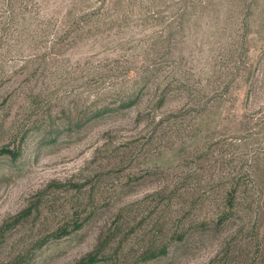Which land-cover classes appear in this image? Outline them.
Instances as JSON below:
<instances>
[{"label":"rangeland","instance_id":"374dc122","mask_svg":"<svg viewBox=\"0 0 264 264\" xmlns=\"http://www.w3.org/2000/svg\"><path fill=\"white\" fill-rule=\"evenodd\" d=\"M4 146L0 264H264V218L194 226L264 149V0H0Z\"/></svg>","mask_w":264,"mask_h":264},{"label":"trees","instance_id":"16d2710c","mask_svg":"<svg viewBox=\"0 0 264 264\" xmlns=\"http://www.w3.org/2000/svg\"><path fill=\"white\" fill-rule=\"evenodd\" d=\"M6 11H8L9 14L11 13L10 9H7ZM171 90V87L164 90L163 94L158 97L159 101L163 102L167 97L168 92H172ZM134 98H138V94H135ZM129 102L131 101L123 104H129ZM109 111H111V108L108 106L100 107L93 113H90L88 119H96L104 114H108ZM71 122L72 123L69 126L71 129H79L89 121L85 122L80 119H75V121L72 120ZM205 124V120H200L198 126L204 127ZM51 135L52 133L50 132V136ZM4 154L9 155L12 160H17V158L21 155V149L19 147L10 148L9 146H4L0 148V155ZM243 154L244 158L247 157V160L250 162L248 167L241 171H234L231 169L232 171H229L226 177L228 180L226 179L227 181L223 183L219 181V183L216 184L217 188L225 189V194L223 196L224 201L221 209L217 212L216 217L210 220L203 219L201 221H197L194 223V226L200 227L201 229H207L213 224V226L221 228L229 219H231V217L237 215L241 218L250 219V223H248L249 225L247 228L254 229L257 227L258 220L264 218V166H262V164L264 165V149L258 151L251 150ZM222 179L223 176L219 180L223 181ZM177 236L183 239L185 233ZM159 252H150L148 256L156 257L159 254L165 253V247H163ZM96 260L97 257L92 255L88 259L80 261V263L89 264L95 262Z\"/></svg>","mask_w":264,"mask_h":264}]
</instances>
